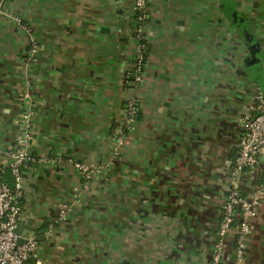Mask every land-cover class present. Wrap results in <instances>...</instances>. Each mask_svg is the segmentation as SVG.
<instances>
[{"label": "crops", "instance_id": "crops-1", "mask_svg": "<svg viewBox=\"0 0 264 264\" xmlns=\"http://www.w3.org/2000/svg\"><path fill=\"white\" fill-rule=\"evenodd\" d=\"M148 7L145 79L133 89L125 74L136 48L134 0H0V182L13 184L5 153L33 112L35 161L24 169L19 219L38 250L27 264H213L243 120L256 85L264 92V21H247L234 0ZM133 97L138 119L117 150ZM70 160L99 169L90 190L76 192L82 178ZM263 173L264 158L240 176L243 193ZM234 237L235 229L219 264H235ZM242 264H264V201Z\"/></svg>", "mask_w": 264, "mask_h": 264}, {"label": "built area", "instance_id": "built-area-1", "mask_svg": "<svg viewBox=\"0 0 264 264\" xmlns=\"http://www.w3.org/2000/svg\"><path fill=\"white\" fill-rule=\"evenodd\" d=\"M149 27L148 0H134L133 8V37L136 43L135 55L131 65L126 70L125 82L133 89L144 83V72L147 65V39ZM28 51L31 59L38 53V43L28 30ZM27 96V95H26ZM139 114V101L136 97L128 100L125 114L119 122L117 136L122 143L126 132L133 129ZM32 116L30 110L22 117L23 131L18 136L17 147L7 151L8 168L13 180L12 185L0 182V264H27L36 256L38 242L30 239L24 245L19 244L17 234L19 216L22 211L21 198L25 185V168L35 158L28 148L32 139ZM243 132L237 143V153L229 170L230 183L226 189V198L221 210V221L217 231V240L213 252V264H219L224 256L226 241L232 230L235 229L234 252L235 264H242L246 257L247 241L252 231V220L257 216L258 209L264 201V173L261 181L243 193L239 178L246 171L254 170L264 158V92L260 85L252 96L250 110L243 120ZM73 169L82 178V190H90L99 169L90 164L70 160ZM69 205L60 208L58 220L67 217Z\"/></svg>", "mask_w": 264, "mask_h": 264}, {"label": "rangeland", "instance_id": "rangeland-1", "mask_svg": "<svg viewBox=\"0 0 264 264\" xmlns=\"http://www.w3.org/2000/svg\"><path fill=\"white\" fill-rule=\"evenodd\" d=\"M234 1L242 2L243 4H245L246 9L242 10L241 13L244 16L243 18H245L247 21H249V19L251 21L252 20L256 21L255 19L257 17L263 18V21H264V0H234ZM225 13L227 14L228 17H234V13H237V12L233 10L232 5H228V9L225 10ZM231 24H229L227 28V31H228L227 46L230 52H233L234 54H236L238 50V45H240L239 42H240L241 37L238 36L237 34V30H236L237 26H235L236 24L235 23H231ZM144 79H145V72H144Z\"/></svg>", "mask_w": 264, "mask_h": 264}, {"label": "water", "instance_id": "water-1", "mask_svg": "<svg viewBox=\"0 0 264 264\" xmlns=\"http://www.w3.org/2000/svg\"><path fill=\"white\" fill-rule=\"evenodd\" d=\"M253 49H254V53L252 54V58L249 62V65H256L258 63V48L256 45H252ZM27 227L22 223V221L19 219V225L17 228V234L20 236L19 239V244L20 245H24L28 242L29 239H26L23 237L24 232H26Z\"/></svg>", "mask_w": 264, "mask_h": 264}, {"label": "trees", "instance_id": "trees-1", "mask_svg": "<svg viewBox=\"0 0 264 264\" xmlns=\"http://www.w3.org/2000/svg\"><path fill=\"white\" fill-rule=\"evenodd\" d=\"M29 261H32V260L30 259ZM29 261H28V262H29Z\"/></svg>", "mask_w": 264, "mask_h": 264}]
</instances>
